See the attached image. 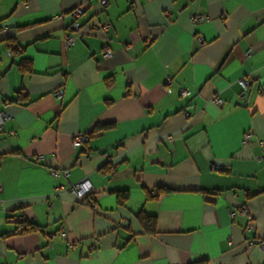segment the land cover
<instances>
[{"label": "crops", "instance_id": "crops-1", "mask_svg": "<svg viewBox=\"0 0 264 264\" xmlns=\"http://www.w3.org/2000/svg\"><path fill=\"white\" fill-rule=\"evenodd\" d=\"M0 111V264H264V0H0Z\"/></svg>", "mask_w": 264, "mask_h": 264}, {"label": "built area", "instance_id": "built-area-1", "mask_svg": "<svg viewBox=\"0 0 264 264\" xmlns=\"http://www.w3.org/2000/svg\"><path fill=\"white\" fill-rule=\"evenodd\" d=\"M98 1L102 7H105L109 0H98ZM24 4L27 5V1H24ZM87 4L88 3L86 2V3H82L80 5H77L76 7L72 8L70 11H68L67 13L60 15V17H62V18L66 17V16H68L70 18V23L65 28V35H64V39H63L65 49H69L72 46H74L75 43H77L79 40H81L85 35L81 18L85 12V8H86ZM191 20L194 23H198V22L207 21L208 17L205 14L194 13L191 16ZM111 26L112 25L110 22H97L91 26V31L93 33L98 34L99 37L104 41V45L102 47V56L106 57V58H112L114 56L113 49L107 44L109 37H110ZM199 40L201 43H203V39L201 37ZM11 48L18 49L19 45L17 43H12ZM239 83L243 88H246L247 84L249 83V79L247 77H241L239 79ZM166 85L167 86L170 85V79L166 80ZM188 94H189V91H187V90L182 91L183 96H187ZM55 95L58 97H62L63 96V89L61 88V89L57 90L55 92ZM213 100L218 105L223 104V99L219 96L214 97ZM186 116H188V115L186 114ZM9 118H10V115L7 112L0 111V131H4L5 124H6L7 120H9ZM14 133H15V131L9 132V134H14ZM252 137H253L252 131L247 130L243 135V140H242L243 144L244 145L248 144L251 141ZM88 138H89L88 135H77L75 137V141H74L75 145H77L80 142L88 140ZM168 139L170 141H172L173 140L172 135H169ZM258 142L261 146L264 145L263 139H260ZM35 159L41 161V160H44L45 157H44V155H37L35 157ZM259 159L264 160V155L261 156ZM213 167L215 169H220L222 167V163L215 162L213 164ZM59 173H60L59 171L53 170L52 176L56 177L59 175ZM62 174L64 176L68 177L69 171H63ZM69 189L76 195V197L78 199H81L84 196H86L87 193H89L91 191L92 186L88 180H83V181H80L77 183H70ZM1 191H2V185L0 183V192ZM156 193H157L156 191L153 192V194H156ZM98 242L99 241L97 239L96 243H98ZM230 243H231V240H230ZM254 243H255V241H251V244H254ZM258 244L261 246V248L264 249V240H260L258 242Z\"/></svg>", "mask_w": 264, "mask_h": 264}, {"label": "trees", "instance_id": "trees-1", "mask_svg": "<svg viewBox=\"0 0 264 264\" xmlns=\"http://www.w3.org/2000/svg\"><path fill=\"white\" fill-rule=\"evenodd\" d=\"M21 68L23 70L29 69V62H22ZM104 126H101L97 129L103 128ZM161 192H168L170 191L168 188H161ZM126 194L124 192L118 193V200L119 202H123L124 198H126ZM138 220L140 221L141 225L148 233H155L157 231V219L155 215H150L144 212H139L137 214ZM19 227L22 231H34L39 229V225H37L34 222L23 220Z\"/></svg>", "mask_w": 264, "mask_h": 264}]
</instances>
